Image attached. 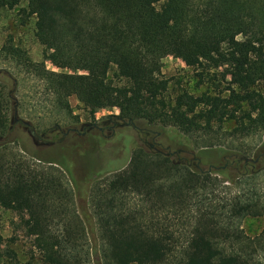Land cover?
<instances>
[{
	"label": "trees",
	"instance_id": "1",
	"mask_svg": "<svg viewBox=\"0 0 264 264\" xmlns=\"http://www.w3.org/2000/svg\"><path fill=\"white\" fill-rule=\"evenodd\" d=\"M22 3L18 13L34 18L43 61L11 42L0 49L18 71L19 93L11 103L0 78V208L34 237L43 264H264V228L254 238L242 228L248 217L264 218V191L254 181L264 153L255 163L242 159L264 135L257 89L264 84V0H0V10ZM167 56L192 68H225L227 95L180 90L168 98ZM45 61L70 73L47 70ZM71 97L93 122L98 110L115 108L145 132L170 128L194 148L232 151L239 171L220 173L237 191L142 145L130 157L124 148L102 171L85 162L94 178L85 187L70 157L14 151L36 131L77 122ZM14 104L24 119L11 124Z\"/></svg>",
	"mask_w": 264,
	"mask_h": 264
},
{
	"label": "rangeland",
	"instance_id": "2",
	"mask_svg": "<svg viewBox=\"0 0 264 264\" xmlns=\"http://www.w3.org/2000/svg\"><path fill=\"white\" fill-rule=\"evenodd\" d=\"M22 7H25V3H22L13 10H0V49L3 45L11 42L25 50L31 61L42 62L43 47L34 37V18L30 17L22 20L18 13ZM44 63L47 70L70 73L68 70L56 68L49 61H45ZM161 72L162 77L169 82L166 96L170 99H173L176 92L180 90H186L195 97L202 94L226 96L228 93L226 89L228 86H231V77L229 75L224 76L225 68L213 69L207 63H203L201 67L192 68L186 66L184 62L175 56H167L162 60ZM0 78L4 84L5 91L11 93V103H16L19 99V93L16 91L18 71L13 65L4 62L1 56ZM257 89L264 92V84L259 83ZM69 103L72 109V116L77 117L78 121L70 119L67 123L59 125L62 131H65L66 128L75 123L93 122L86 110H84L83 105L76 98L71 97ZM118 115L119 110L115 108L98 110L94 114V120L97 121ZM19 118L23 117L19 116ZM232 127V122L225 123L223 130L228 132ZM153 131L154 133L145 137L143 134L138 135L131 128H123L117 129L110 137H106L107 133L105 132L104 136H89L76 142H73V139L67 138L64 140L62 146L46 148H40L31 139H27L26 147L24 143L19 142V145L15 143L14 151L28 158L33 157V159L35 157L53 159L58 156H66L68 160L70 157V170L73 172V176L79 182V185L85 187L94 179L93 177L92 179L89 177L90 175L93 176V174H88L84 168V164L87 161L97 163V170L102 171L112 160L118 159L119 153L124 148L129 151L128 157H130L131 151L138 145H142L145 148H149L152 145L160 151L171 153L181 149L185 152L173 156L174 160L179 159L194 169L207 170L209 166H212L215 168L212 169L213 175L223 181L224 187L228 188L231 193L237 191V187L225 181L224 174L220 173L221 170H225L224 165L226 162L228 163V169L232 173L239 171L240 165H230V161L232 162L233 160L232 151L223 147L209 149L194 148L187 139L170 128H157ZM156 132L160 135L153 138ZM40 134V131H36V136H40ZM11 136L14 138L18 136L17 130ZM47 140L52 141L53 137H49ZM251 147H253V150L249 152L247 158L255 159L259 154L264 153V135H262L257 145H252ZM35 161L40 162L38 159H35ZM128 162L129 160H127L126 164ZM108 176H110V173L105 174L103 178ZM64 178L68 180L65 174ZM254 181L256 186L263 192L264 170L258 173ZM242 228L247 236L251 238L257 237L263 231L264 218L248 217L243 221ZM0 264H43L40 253L35 247L34 237L28 235L26 229L13 211L2 208H0Z\"/></svg>",
	"mask_w": 264,
	"mask_h": 264
},
{
	"label": "flooded vegetation",
	"instance_id": "3",
	"mask_svg": "<svg viewBox=\"0 0 264 264\" xmlns=\"http://www.w3.org/2000/svg\"><path fill=\"white\" fill-rule=\"evenodd\" d=\"M124 123L125 121L118 118L117 116H110L106 119H101V120H97L94 122H85V123H77V124L75 123V124H72L70 127L66 128L65 131H62L60 128H52L47 133L40 134V136H36V133H34V136L30 139L38 147L46 148V147H53V146H62L64 144V140L67 138L73 139V142H76V141L85 139L89 136L91 137H95L96 135L104 136L105 132L107 133L106 137H110V135L114 134L117 129L119 130L123 128H131L132 130L134 129L138 135H141L144 133L145 137H148L152 133H154V132H145L142 129L137 128L135 124H134L135 125L134 127L124 126L123 125ZM159 135H160L159 133H156L153 135V138ZM49 137H53V140L48 141L47 139ZM149 148L152 149L153 151L154 149H156L152 145H150ZM184 152L185 151L180 149L176 152H173L172 157L179 155L180 153H184ZM167 153H171V152H167ZM179 161L180 160L178 159V162ZM227 166H228V163L226 162L224 165V168ZM198 170H200V168H198Z\"/></svg>",
	"mask_w": 264,
	"mask_h": 264
},
{
	"label": "water",
	"instance_id": "4",
	"mask_svg": "<svg viewBox=\"0 0 264 264\" xmlns=\"http://www.w3.org/2000/svg\"><path fill=\"white\" fill-rule=\"evenodd\" d=\"M18 121H19V117H18V114H17V106H16V104H14V106H13V113H12V117H11V124H14L15 122H18ZM24 123L26 125H29L28 122H24ZM123 125L124 126H132V127L135 126L134 123L131 122V121L125 122ZM2 141L3 140L0 139V142H2ZM154 151L155 152L163 153L166 156H172L173 155V153H167V152L159 151L157 149H154ZM242 159L244 160L245 163H247V162H253V163H255L258 160V158L250 159V158H247V157H243ZM122 168H124V167H122ZM212 169H215V168H213L212 166H209V168L207 170H201V169L200 170H201V172H212Z\"/></svg>",
	"mask_w": 264,
	"mask_h": 264
}]
</instances>
